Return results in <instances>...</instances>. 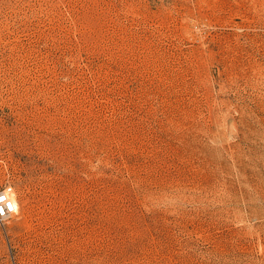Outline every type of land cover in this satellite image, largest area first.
Wrapping results in <instances>:
<instances>
[{"label":"rangeland","instance_id":"374dc122","mask_svg":"<svg viewBox=\"0 0 264 264\" xmlns=\"http://www.w3.org/2000/svg\"><path fill=\"white\" fill-rule=\"evenodd\" d=\"M264 0H0V264H264Z\"/></svg>","mask_w":264,"mask_h":264},{"label":"built area","instance_id":"2783aa9c","mask_svg":"<svg viewBox=\"0 0 264 264\" xmlns=\"http://www.w3.org/2000/svg\"><path fill=\"white\" fill-rule=\"evenodd\" d=\"M9 191L7 188H0V223L3 225L18 213V207L13 199L14 195Z\"/></svg>","mask_w":264,"mask_h":264},{"label":"bare ground","instance_id":"6f19581e","mask_svg":"<svg viewBox=\"0 0 264 264\" xmlns=\"http://www.w3.org/2000/svg\"><path fill=\"white\" fill-rule=\"evenodd\" d=\"M263 164H264V163H263ZM9 192H10V194H13L12 191H9ZM13 199H14V201H15L17 207L19 208V203H18L17 199H16L15 197H13Z\"/></svg>","mask_w":264,"mask_h":264}]
</instances>
